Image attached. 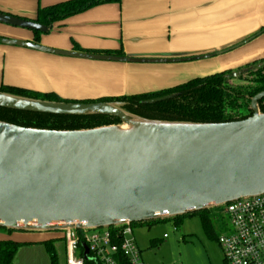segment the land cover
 <instances>
[{
	"label": "water",
	"instance_id": "95a60500",
	"mask_svg": "<svg viewBox=\"0 0 264 264\" xmlns=\"http://www.w3.org/2000/svg\"><path fill=\"white\" fill-rule=\"evenodd\" d=\"M0 24L48 32L44 25L3 12ZM0 43L83 60L134 64L184 63L224 53L133 58L61 51L5 38ZM263 99L264 91L252 99L253 116L245 120L204 124L140 118L124 111L121 103L49 102L0 92V108L121 121L73 131L0 121V228L102 229L174 218L264 195V114L259 109Z\"/></svg>",
	"mask_w": 264,
	"mask_h": 264
},
{
	"label": "crops",
	"instance_id": "0c3cea01",
	"mask_svg": "<svg viewBox=\"0 0 264 264\" xmlns=\"http://www.w3.org/2000/svg\"><path fill=\"white\" fill-rule=\"evenodd\" d=\"M65 1L0 0V12L32 20L40 8ZM263 29L264 0H121L57 23L40 33L38 42L33 31L4 24H0V38L69 52L122 51L133 58H192L239 49L216 62L212 59L223 54L200 60L206 62L204 66L218 63L221 70L264 58ZM176 64L90 61L0 43V86L53 93L62 99L97 100L164 88L165 78L180 67ZM35 233L0 229V242L13 240L30 247L47 241L35 239Z\"/></svg>",
	"mask_w": 264,
	"mask_h": 264
},
{
	"label": "trees",
	"instance_id": "16d2710c",
	"mask_svg": "<svg viewBox=\"0 0 264 264\" xmlns=\"http://www.w3.org/2000/svg\"><path fill=\"white\" fill-rule=\"evenodd\" d=\"M120 2L121 0H68L40 8L37 17L30 21L46 26L49 32L57 23L65 21L71 16L84 13L96 6ZM262 32H264V29ZM34 34L38 42L40 33L34 32ZM109 53L115 56H124L122 51ZM263 91L264 58L238 67L236 71L227 70L204 77H197L159 92L106 97L97 100L78 101L62 99L53 93L43 94L17 87L0 86V92L30 99L65 103H121V108L124 111L140 118L204 124L237 122L253 116L251 101L257 94ZM164 96L173 97L154 104L145 103L147 100ZM259 109L264 114V99L259 102ZM0 121L25 128L58 131L87 130L121 124L119 119L110 116H57L15 111L5 108H0ZM209 213L210 210H206L133 225H150L159 221H173L175 225H178L184 217L201 215L203 216V225L208 231L210 226ZM0 229L9 233L28 232L7 230L5 228ZM56 232L60 233V238H62L64 231ZM42 243L50 256L51 263L58 264L52 241L47 240ZM23 245L26 244L13 240L1 241L0 264H13L18 250Z\"/></svg>",
	"mask_w": 264,
	"mask_h": 264
},
{
	"label": "rangeland",
	"instance_id": "374dc122",
	"mask_svg": "<svg viewBox=\"0 0 264 264\" xmlns=\"http://www.w3.org/2000/svg\"><path fill=\"white\" fill-rule=\"evenodd\" d=\"M240 45V44H239ZM245 46V45H243ZM13 47V46H9ZM236 47V46H235ZM233 47V48H235ZM19 49L20 47H13ZM25 49V48H23ZM230 50V49H229ZM239 49L223 50V55L214 60L232 56ZM221 53V52H218ZM219 58V59H218ZM226 59L221 63L223 66ZM205 61H191L179 63L180 66L165 78L164 88L152 92L166 90L187 82L196 77H204L218 72L235 70L238 68H223L217 64L204 66ZM225 206L212 208L209 213L210 226L207 231L203 225V216L194 215L184 217L180 224L173 221L157 222L150 225H134V237L142 252L143 261L147 264H227L218 239L230 229ZM37 240H51L58 264H66L67 252L65 242L60 233H35ZM168 235L167 238H164ZM33 242V241H29ZM14 264H52L50 256L42 243L22 247L18 252Z\"/></svg>",
	"mask_w": 264,
	"mask_h": 264
},
{
	"label": "built area",
	"instance_id": "2783aa9c",
	"mask_svg": "<svg viewBox=\"0 0 264 264\" xmlns=\"http://www.w3.org/2000/svg\"><path fill=\"white\" fill-rule=\"evenodd\" d=\"M224 212L231 227L218 243L226 263L264 264V195L227 204ZM62 238L66 264H147L129 222L102 229H67Z\"/></svg>",
	"mask_w": 264,
	"mask_h": 264
}]
</instances>
